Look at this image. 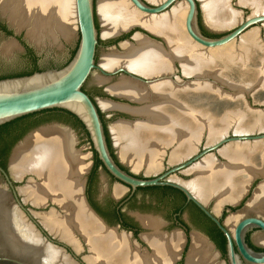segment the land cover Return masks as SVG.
<instances>
[{"label": "bare ground", "instance_id": "obj_1", "mask_svg": "<svg viewBox=\"0 0 264 264\" xmlns=\"http://www.w3.org/2000/svg\"><path fill=\"white\" fill-rule=\"evenodd\" d=\"M154 1L160 3L159 1L163 0ZM203 1L208 8L209 20L215 27L233 23L232 13L228 10L229 0ZM177 4L172 12L163 15L165 12L160 16L141 13L129 0H100L99 3V13L106 37L114 38L134 27H145L152 34L163 38L168 46L164 48L162 43L136 34L132 41H126L119 46L123 47L122 52L113 47L115 50L104 55L101 64L111 72L107 73L104 70L107 75L102 76L100 72L102 75L95 77L97 83L109 85L111 79H114L109 74L124 68L126 71L130 70V73L135 72L134 74L138 73L137 75L141 74L140 76L149 79H160L158 82L144 85L123 75L118 82L106 89L112 96L146 105L141 109L136 110L130 108L132 106L108 98L102 99L106 100L104 102L107 109L127 110L145 118L143 123L133 124L127 123L131 122L130 120H120L126 124L119 123L114 130L125 155L132 161L140 163L149 161L152 168L158 164L164 148L175 142L178 146L173 157L181 158L193 152L205 132H208L212 146L230 129L239 135L264 130V117L252 112L249 106H242L240 102L246 98L244 95L251 93L254 88L257 103L264 101V98H261L263 94H260L264 91V57L259 60L262 68L257 71L258 82L254 84L253 80L247 79V75L245 80L235 82L229 74L231 70L225 68L219 70L214 59H206V56L199 52L200 49L198 51L197 46L193 47L196 43L193 41L195 44L192 45L189 42L191 39L185 32L188 5L185 2ZM0 13L16 32L21 33L25 30L26 38L36 45L39 51L47 45L62 47L60 44L62 39L70 42L75 36V0H0ZM246 43L252 48L255 46L253 37ZM250 47L247 52L249 60L252 61L257 54L254 53L255 49ZM19 49L15 41L9 40L2 44L1 53L9 58ZM176 61L183 67V77L191 76L193 81L189 80V83L182 84L181 81L188 82L185 80L187 77L183 79L178 76L170 80L169 75L173 71L176 73V67L174 68ZM210 79L214 81H209ZM225 87L233 93L229 98L231 102L222 105L219 104V99L215 98V94L220 99L228 96L227 92L221 90ZM221 107L225 109L221 111ZM259 111L263 114L261 110ZM244 142L248 143L234 142L230 143L232 145L229 147L225 146L222 155L226 163L218 159L219 162L214 157L216 154H210L214 156L208 155L210 157L206 156L208 158L204 161L203 158L202 162H197L192 169L196 176L185 186L181 180H173L175 176L171 177L173 182L183 185L200 200L205 202L215 199L218 205L225 202L237 203L247 193L251 183L261 179L245 210L238 217L230 219L229 226L232 229L239 218L250 214H264V142ZM75 146L76 139L72 133L49 126L30 135L17 147L11 158L10 166L17 177L32 175L38 179V181L31 179L24 188L25 197L37 206H45L51 200L60 208L62 215L53 209L54 213L45 218L48 228L55 235L77 247L79 241L84 240L90 251V256L86 260L90 264H175L180 259L185 236L180 232L171 235L163 233L164 221L161 219L135 215L141 225L151 232L141 235L142 240L152 249V253H149L140 250L137 242V247H134L129 233L120 234L116 229L106 228L89 212L83 192L85 176L91 164H88L87 156L82 155ZM8 197L0 188V238L7 252H13L20 258H34V264L42 262L38 253H45L46 258L50 260L56 258L57 251L44 252L43 247L38 246L34 233L25 229L26 235L31 238L30 243L35 242L33 245L36 246L22 243L19 238L23 237L22 231L18 233L11 230L9 219L11 218L13 222L14 217L8 205L10 202H7ZM31 226L43 241L33 225ZM257 239L264 245L262 234ZM53 249L72 261L61 249L56 247ZM66 258L59 259L58 263L60 264L61 260V264H70ZM186 264L224 263L219 261L213 247L203 236L193 233Z\"/></svg>", "mask_w": 264, "mask_h": 264}, {"label": "rangeland", "instance_id": "obj_2", "mask_svg": "<svg viewBox=\"0 0 264 264\" xmlns=\"http://www.w3.org/2000/svg\"><path fill=\"white\" fill-rule=\"evenodd\" d=\"M145 1L152 6H157L161 3H163L165 0L159 1L160 3H158L157 1H154V0H145ZM197 1L199 3V8H200L199 27H200L202 33L209 38L222 37V36L232 32L246 19H248L254 15L264 14V1L262 2L260 0H229L230 3L228 5V7H229L228 10L230 11V13H232V16L234 19L233 23L217 28L209 20L208 8L206 7L204 1L203 0H197ZM99 3H100V0H95L96 24H97V28L99 30L100 45H101V47L98 49V53H97V65H98V67H100L101 69H103L107 73H109L111 71L106 70L101 64L104 55L110 54L112 52V50H115L113 48V46L118 41L126 40V39L128 40L139 29H136L129 34H125L123 37L118 38V39L106 37L104 34L103 22L101 20V16L99 13ZM177 6H178V4L175 7H173L172 9H170L169 11H167L163 15L169 14ZM215 8H217V7H215ZM163 15H160V16H163ZM142 16L147 17L148 15L142 14ZM148 17H150V16H148ZM0 22L3 23L4 25H6L13 33L15 32L14 28H12V26L9 24V21L7 19H4L1 15V13H0ZM74 26H75V36L70 42H66L65 39H62L60 41V44H62V47H53V46L51 47V46L47 45L46 47L43 48L42 51H39L37 49L36 45L32 44L26 38V31L25 30L21 32L19 37H21L22 40L26 43V45L32 49V51L34 53L33 55L35 57H37L38 65L41 68H43L45 70H52V69H54V68H51L52 66H56V67L59 66L58 69H60L71 61L73 53L77 50V47H78L79 36H78V29H77L76 22H75ZM184 31H185V29H184ZM252 37H253V42L255 41V43H254L255 46L253 48L248 46V44L246 43V41ZM187 38H189V37H187ZM9 40H10V38H7L4 35L0 34V57L2 54L1 53L2 44L5 42H9ZM159 41L162 42V44L164 45V48H168L165 41L164 42L162 40H159ZM189 42H191L192 45L195 44L192 40H189ZM196 46L198 47V51L200 49L199 52H202L203 54L202 53L201 54L206 56V59H214V61H216L215 64H216V67L219 68V70H222V69L224 70V68H225V70H231V71H229V74L235 82L238 81V83H239L242 80H245L246 79L245 75H247V77H248L247 79L253 80L254 84L256 82H258V80L256 78L258 75L257 71L262 68V66H261L262 63L259 62V60L261 59V57H264V25L262 26L261 29L259 27H255V28L249 30L239 40H237L236 42H234V43H232V44H230L224 48H221V49L207 50V49L202 48L196 44L193 47L197 48ZM108 47L110 49H108ZM249 47H250V49L251 48L255 49L254 53L257 54L256 57L252 61L249 60V53H248ZM118 50H119V52H122L123 47H121V48L118 47ZM246 60H248L249 62H247ZM34 66H35V62L33 61V58L31 56L27 55L26 52H23L22 50L19 49L14 53L13 56H11L9 58H4V59L0 58V75L22 73V72L29 71V70L33 69ZM175 67L178 69V72H179L178 77L181 78V76L184 74V70H183L182 65L180 64V62L176 61L174 63V68ZM249 68H251L250 69L251 71L249 70ZM174 72L175 71H173V73ZM136 74H138V73H136ZM97 75H102V74L99 71H95L93 73V75L91 76V78L89 79V81L87 82V84L85 85L84 91L87 94L93 95V100L95 101L98 108L100 109L101 114L104 116V122L107 125V131H108V135H109V139H110V143H111V148L113 151V157L116 160V162L118 163V165L121 168H123L125 171H127L128 173L135 175L136 177L141 178V179L156 178V177L162 175L167 170H169V169H171V168H173L179 164L184 163L185 161L190 159V157H193L194 155L198 154L200 151L206 149L208 146L211 145L210 141H209L208 132L207 133L205 132L203 134V136L201 137V140L199 139L200 141L197 143L196 148L193 150V152L191 154H189L187 156H183L181 158L173 157L174 152H175V148H177V146H178V143L175 142V143H173L174 145L172 144L170 147L166 146L167 148L166 147L164 148L165 151L163 150V153H160L159 162L156 165V167L155 166L153 168L150 167L151 165H150L149 161L148 162H141V163L136 162V161H132L131 159H129L125 155L123 148L120 147V144H118V140H117L116 133H115L114 129L117 127V125L119 123L120 124H124V123L126 124V122L120 121V118H126V119L130 120L131 122H127V123H131V124L138 123V122L143 123L145 121V118H142L141 116L136 115L135 113H131L130 111H127V110L124 111V110H120V109L119 110L118 109H116V110L115 109H107V107H105V102H104L106 100H102V99L109 98V96L106 93V89L110 85L118 82V80L123 75H117L114 79H111V83H109V85L108 84L101 85V84L97 83L95 80V77ZM139 75H141V74H139ZM171 75H169V78L171 77ZM102 76H104V75H102ZM185 77H187L186 81H188V82H182L181 81L182 84L183 83H189L190 81H193V77H191V76H189V77L185 76ZM209 81H214V80L210 79ZM175 82H177V81H175ZM179 82H177V83H179ZM254 89H256V88H254ZM254 89L252 90L251 93L245 94L244 96H246V98L244 97V99H241L240 102H241L242 106H244V105H246L247 107L249 106L248 108L252 112L258 113L259 115H262L264 117V101L257 103L258 102V101H256L257 95L255 97V95L253 93ZM221 90L224 93L227 92V94H229V95L228 96L225 95V98L221 97L222 99H220V97L216 96V94H215V98L219 99V104L223 105L227 102H231L229 98H230V94L233 92H231L230 89L229 88L227 89L226 87L223 89L221 88ZM260 94H263L261 96V98L262 97L264 98V91ZM113 99L116 102L120 101V102L126 103V104L130 103L132 105V107H130V108H133L136 110L141 109L144 106H146L144 104L135 102L134 100H132L133 101L132 103L128 102L127 98H121V99H126V100H118L117 98H113ZM204 103H206V102H204ZM232 104H233V102L231 103V105ZM223 109H225V108L223 107L221 111H223ZM259 110H261L263 112V114ZM35 122L36 123L44 122V124L58 123V124L65 125V126L71 128L72 130H74L76 132V135H77V137L75 138L76 139V146H75L76 148L75 149L80 151L82 153V155L87 156V162H88V164H91V166H92V167H90L91 172L93 171V169L95 167V163H96V154L93 150L92 143H91L88 135L83 131V129L76 123V121L74 119H72L70 116L64 114L63 112H58V111L55 112V110H54L51 112H45V113L43 112V113L39 114L38 116L29 119V121H28V123H35ZM260 134H264V130L252 132V133H249L247 135H245V134L239 135V134H236L233 129H230L227 132H225L224 135L220 139H218V141L224 137L225 138H231V137H236V136H257ZM262 142H264V141H262ZM246 143H248V142L234 143V144H246ZM249 143H253V142H249ZM230 145H232V144H229L226 147H229ZM226 147H223V149H221L220 151L217 152L216 156L218 158L214 155H210V156H214L217 160L219 159L222 163H226V159L222 155V150H224V148H226ZM210 156H208V157H210ZM208 157L204 158L202 161H204ZM7 164H8L7 168H8L9 175H10L11 179L15 182V186L17 188L20 199L25 203L27 209L31 208V209L38 211V213H32V215L36 219V221L44 229H46L47 233H49L52 236V238H54L56 241H59L61 243L68 245V247L70 249H72L77 255H79L80 259L82 261H84L85 264H90L88 261H86L87 258L90 256V251H89L88 246L84 242V240L81 239L79 241V243H80L79 247H77V246L71 244L70 242L63 240L62 237L55 235L48 228L47 223L44 221L48 215H51L52 213H54L53 207L58 212H60V208L57 205L53 204L51 200H49L45 206H37L36 203H34L32 200H29L25 197V195L23 193L24 188L29 184L31 179H33L34 181H38V179H36V177L32 176V175H27L24 177L23 176L17 177L16 174L13 172L10 164H9V160H8ZM195 166L196 165L192 166L191 168L182 172L181 174H178L177 176H175L176 178H174L173 180H181V183L184 186L186 183L193 181L195 176H196V173L193 172L192 169ZM260 183H261V179H256L254 181V183L253 184L251 183V184L253 185V187H258V185ZM0 188L2 190H4L6 192V194H8V196H9L10 192L6 190L7 187H6L2 178H0ZM248 190H247V192H248ZM129 194H130V191L128 188H125L122 185L118 184L112 177H110L105 172L103 167H100V166L98 167L97 178H96L94 186L92 188L91 196H92L94 203H96L97 206L102 211V213L105 214V217H103L101 215L100 216L111 227H113V228L117 227L118 223L116 221V218L111 216V214L108 212L109 205L111 203L118 204V202L124 201L129 196ZM8 198L9 199H7L8 200L7 202H10V204L8 203V205H9V208H11V212H12L11 215L14 217L13 222H12L11 218L9 219L10 220L9 226H10L12 231H15L18 233H20V231L23 232V237L22 236L19 237L21 239L22 243H25L28 245H33V243H35V242L30 243L31 238L28 235H26V231H25V229H27L30 232H32V234L33 233L35 234V236H36V237L34 236L35 241L36 240L38 241L37 242L38 246L43 247L44 252H46L47 250L57 251L56 252L57 254H55L56 258H54L53 260L46 258L45 253L44 254L38 253L40 260L42 261L39 264H59L58 263L59 259H61V258L65 259L66 257L62 253H60L56 249H53V247L48 245L44 239H42L43 241H41L40 237L38 235H36L34 230H32L31 225H33V224L31 223V221L27 218V216L24 213H22V211L20 209H18L16 206L11 205L10 197H8ZM88 200H89V198H88ZM210 200L207 201L206 204H208L215 211V213L218 214L220 212L221 208L220 209L217 208V202L215 199H210ZM182 204H183V199L178 194H175L174 192L169 191V190H167V191L161 190V189L138 190L135 194L134 199L130 203H126L122 207V213L126 216V218L128 219L129 222L133 221L134 223H137L138 225H140L143 228V229H141L142 235L143 234H149L151 232L149 229H146L141 225L140 221L135 216L136 214H141V215H145V216H152L154 218L156 217L158 219H161L162 221H164V226L162 227V232L165 234L171 235L174 232H179L178 227L174 224V221H173L174 216L173 215H174L175 210L177 208L181 207ZM230 205H232V204H230ZM59 214L62 215L61 212ZM182 218L185 222L188 223V225L190 226L192 231H198L200 233H203L200 230V226H198L200 222L198 220L197 211L193 207L189 208L188 210H185L183 212ZM230 218L231 217L228 216L226 221H228ZM33 228L35 229L34 226H33ZM121 232H124V231L120 230L119 233L125 234V233H121ZM131 242L134 245V247H137V245H136L137 241L135 238H131ZM33 246H36V245H33ZM140 250L152 253L151 247L145 241L143 242V248H141ZM8 254H9L10 259H11L13 264H34L35 263L34 258H33L34 260L30 257L20 258V256L18 257L13 252H11V253L8 252ZM66 259L68 261H70V264H77L76 262H73V260L71 261L68 258H66ZM60 264H61V260H60Z\"/></svg>", "mask_w": 264, "mask_h": 264}, {"label": "water", "instance_id": "obj_3", "mask_svg": "<svg viewBox=\"0 0 264 264\" xmlns=\"http://www.w3.org/2000/svg\"><path fill=\"white\" fill-rule=\"evenodd\" d=\"M129 1L141 13L148 15H161L172 9L179 2L187 3L188 13L185 19L186 33L192 41L207 50L224 48L239 40L249 30L255 27H259L261 29L264 25V14H258L246 19L236 29L222 37L209 38L202 33L199 27L200 8L197 0H165L163 3L157 6H152L145 0ZM75 17L79 43L74 57L68 64L60 69L44 70L41 72H35L29 76L0 80V127L18 119L48 111L58 110L72 115L83 125L84 130L92 143L93 150L97 155V159L101 162L105 172L118 184L128 188L130 191V195L126 200L118 202V209L122 208L140 189H175L184 194L188 203L192 202L222 231L227 239V258L229 264H243V260L253 264H264V253L254 252L245 243V235L249 228H257L264 232L263 221L257 218L246 219L238 225L234 235L232 236L231 233L220 223V221L210 213L207 207L201 201L197 200L186 187L171 180V177L177 176L182 171L189 169L206 156L210 154H217L220 149L230 143L263 141L264 134L250 137L223 138L216 144L207 147L193 157H190V159L185 161L183 164L173 167L164 172L162 175L153 179H141L128 173L123 168H121L114 159L108 144L105 130L106 123H104L102 120L100 114L101 111L92 98L84 91L85 85L95 71H99L103 75H107V73L97 65V53L101 45L99 30L96 24L95 0H75ZM136 29L139 30L135 32L132 37H130L128 40L126 39L118 41L113 47L118 48L122 43L126 41H132L136 34L144 35L158 43H162L159 40L164 42L163 38L152 34L150 31L142 27H134L131 30L114 38H121L125 34H129ZM20 34L21 33L15 31L14 36L10 38V40L15 41L18 44L20 50H24V47L17 39ZM117 75L128 76L129 78L144 85H150L160 80L159 78L148 79L143 76L130 73L124 68H120L116 72L109 74V76L112 78H115ZM178 75L179 72L176 68V73H174L170 79H174ZM181 78L185 79L183 75ZM107 95L109 96L108 99L112 101L114 100L113 98H117L118 100H126L112 96L109 93H107ZM127 101L132 103L130 100ZM118 102L122 103L120 101ZM126 105L132 106L130 103ZM120 120L129 121L126 118H120ZM49 126H55L59 127L60 129L67 130L72 133L75 138L77 137L76 132L65 125L58 123L41 125L26 134L14 146L9 157V164L11 165V158L14 154V151L22 142H24L33 133ZM90 172L91 169H89L85 176L83 192L84 201L89 212H91L106 228L116 229L117 231L122 230L120 225H117V227L114 228L108 225L107 222L91 206L86 195ZM0 178L3 179L7 187L6 190L10 192L9 197L11 205L16 206L27 216L41 238L44 239L48 245L61 249L77 264H85L84 261L80 259L79 255L70 249L68 245L56 241L49 233H47L46 229H44L36 221L32 213H38V211L31 208L27 209L25 203L20 199L15 182L11 179L9 173L2 167H0ZM129 234L131 235V238H134L132 233ZM141 235L142 234H140L138 238L140 241L137 239L136 241H138L140 247H143L141 242L144 241L142 240ZM236 248L238 252L236 251ZM0 264H13L1 238Z\"/></svg>", "mask_w": 264, "mask_h": 264}, {"label": "flooded vegetation", "instance_id": "obj_4", "mask_svg": "<svg viewBox=\"0 0 264 264\" xmlns=\"http://www.w3.org/2000/svg\"><path fill=\"white\" fill-rule=\"evenodd\" d=\"M0 34L1 35H4L7 38H12L14 36V33L6 25H4L1 22H0ZM17 39L21 43V45L24 47V50H22V51L23 52H26L27 55H29V56H31L33 58V61L35 62V66H34L33 69H31L29 71L22 72V73H13V74L0 75V80L1 79H8V78L23 77V76H27L29 73L41 72V71H44L45 70V69L41 68L38 65L37 57H35L33 55L34 53H33L32 49L29 46L26 45V43L22 40L21 37H17ZM0 58H3L4 59L6 57H4L1 54V57ZM51 68L58 69L59 66L58 67L52 66ZM88 95L93 100V95L92 94H88ZM7 165H6V169L5 170L8 172ZM179 165H181V164H179ZM179 165H177V166H179ZM0 167H1V165H0ZM184 171H186V170H184ZM184 171H182V172H184ZM92 172L89 174V177H88V184H87V191H86L87 197H88L87 192H88V189H89V186L88 185H89V180H90V176L92 175ZM181 173H179V174H181ZM252 184L249 187L248 192L241 198L242 200L240 199L241 201L240 200H239L240 202L238 201L239 203L238 202L237 203H230V204H232V205H230L229 203L225 202V203H223L224 205L223 204L222 205H218V202L216 200V202H217V208L218 209L221 208L220 209V212L218 214L215 213V211L208 204H206L207 201L204 202V201L200 200V198H198L193 192H191V193H193L194 196H195V198L198 199L199 201H201L207 207V209L210 211V213L216 219H218L220 221V223L233 236L236 228L238 227V225L242 221H244L246 219H249V218H257V219H259V220H261V221L264 222V214L257 213V214H250V215H247L245 217L239 218V220H237V222L235 223V227L233 229L229 226L230 219L232 217H238L242 213V211L245 210L247 204L249 203L250 199L252 198V196H253L256 188H257V187H253ZM159 189H161V190H163V189H171L169 191H172L175 194H178L183 199L182 206L179 207V208H177L175 210V212H174V215H173L174 216V220H173L174 221V224L178 227V231L180 233H182V235L184 234V236H185V239H184L185 243H184V246H183V250L181 251V254H180L181 255L180 256V259H178V261L175 262V264H178V263L179 264H186L187 255H188L189 250L191 249V245H192V234L193 233H197V234L203 236L206 239V241L213 247V250L217 254L218 259H219L220 262H223L224 264H229V261H228V258H227V239L224 236V234L222 233V231L217 227V225L214 222H212L211 219H209L192 202H189L188 203L186 197L181 192H180L181 194H179V193L176 192L177 190L172 189V188H159ZM165 191H167V190H165ZM134 197H135V195L127 203H130L134 199ZM111 204L112 205H115V203H111ZM91 206H92V204H91ZM118 207H119V203H118ZM118 207H117V210L118 211H121V214L124 215L122 213V208L118 209ZM192 207L197 211L198 220L200 222L198 226H200V230L203 233H200L198 231H192L191 228H190V226L188 225V223L185 222L183 220V218H182L183 217V212L185 210H188L189 208H192ZM228 216H230L231 218L228 221H226V219H227ZM123 217L124 218H119L118 225H120L122 227V230L123 231L128 232V233H132L134 235V238L137 239V240H139L138 238H139V235L141 234V229H143V228L140 225H138L137 223H134L133 222V226H135V227L131 226L133 228L130 227V229H127V230L124 229V225H132V223H131V221L130 222L128 221V219L126 218L125 215ZM136 232H140V233L137 234ZM261 234L264 236V232L262 230L257 229V228H249L248 231L246 232V235H245V243L247 244V246L251 250H253L256 253H264V245L261 244V243H259L258 242V239H257ZM144 235H146V234H144ZM137 243H138V241H137ZM141 243L143 244V242H141ZM141 248H143V247H141ZM236 251L238 252L237 248H236ZM243 264H253V263H250V262H247V261L243 260Z\"/></svg>", "mask_w": 264, "mask_h": 264}, {"label": "trees", "instance_id": "obj_5", "mask_svg": "<svg viewBox=\"0 0 264 264\" xmlns=\"http://www.w3.org/2000/svg\"><path fill=\"white\" fill-rule=\"evenodd\" d=\"M216 38V37H215ZM76 51L73 53L72 58L74 57ZM33 73H29L27 76L32 75ZM3 80V79H1ZM58 110H55V112H57ZM51 112V111H48ZM58 112H63V111H58ZM45 113V112H44ZM64 114L70 116L72 119H74L76 121V123L84 130L83 125L72 115L63 112ZM41 114V113H40ZM101 114V113H100ZM39 114H35V115H31L22 119H18L16 121H13L9 124H6L2 127H0V165L1 167H3V169H6V165L7 162L9 160V157L11 155V152L14 148V146L31 130L39 127L40 125H43L44 122H40V123H28L29 119L38 116ZM102 120L104 121V116L101 114ZM105 123V122H104ZM105 130H106V135H107V139H108V144L109 147L112 151L111 148V143H110V139H109V135H108V131H107V125L105 124ZM86 133V132H85ZM113 154V151H112ZM103 167L101 162L97 159V155H96V163H95V167L93 169L92 175L90 176V180H89V189H88V198L90 203L92 204V206L95 208V210L98 212V214H100L101 216L105 217V214L101 212V210L99 209V207L97 206L96 203H94L93 199H92V188L94 186L95 180L97 178V170L98 167ZM152 189V188H150ZM150 189H140V190H150ZM154 189V188H153ZM155 189H159V188H155ZM163 190H171V189H163ZM177 193L181 194L180 192L176 191ZM118 204L112 205L110 204L108 207V212L111 214V216L116 218V221L118 223L119 218H124L121 214V211L117 210ZM132 225H124V229H130L131 226H133V221H131ZM135 227V226H133ZM131 227V228H133ZM137 234H139L140 232H136ZM136 234V235H137Z\"/></svg>", "mask_w": 264, "mask_h": 264}]
</instances>
